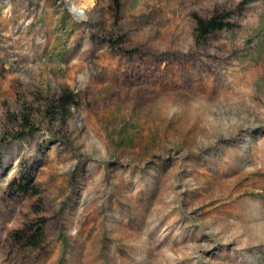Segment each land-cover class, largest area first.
<instances>
[{
    "label": "rangeland",
    "instance_id": "obj_1",
    "mask_svg": "<svg viewBox=\"0 0 264 264\" xmlns=\"http://www.w3.org/2000/svg\"><path fill=\"white\" fill-rule=\"evenodd\" d=\"M243 1L0 0V264H264V0ZM216 12L232 28L197 40Z\"/></svg>",
    "mask_w": 264,
    "mask_h": 264
},
{
    "label": "trees",
    "instance_id": "obj_2",
    "mask_svg": "<svg viewBox=\"0 0 264 264\" xmlns=\"http://www.w3.org/2000/svg\"><path fill=\"white\" fill-rule=\"evenodd\" d=\"M256 1L258 0H244L243 3L246 4ZM193 19L195 22L197 40H205L211 34L230 29L233 26L230 22V13L228 12H216L207 18L194 16ZM71 102H73L71 94L63 93L58 97V108L63 109V107ZM32 183V175L26 174L20 178L19 182L12 181L9 184V188H11L13 192L26 193L31 191L34 193ZM11 236L23 248H37L40 247L43 239V227L38 224L27 225L24 228L13 232Z\"/></svg>",
    "mask_w": 264,
    "mask_h": 264
},
{
    "label": "bare ground",
    "instance_id": "obj_3",
    "mask_svg": "<svg viewBox=\"0 0 264 264\" xmlns=\"http://www.w3.org/2000/svg\"><path fill=\"white\" fill-rule=\"evenodd\" d=\"M80 17H82V16H80ZM76 18V17H75ZM217 208V207H216Z\"/></svg>",
    "mask_w": 264,
    "mask_h": 264
}]
</instances>
